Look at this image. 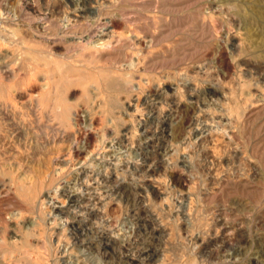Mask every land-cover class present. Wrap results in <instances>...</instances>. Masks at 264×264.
I'll return each mask as SVG.
<instances>
[{
    "label": "rangeland",
    "instance_id": "374dc122",
    "mask_svg": "<svg viewBox=\"0 0 264 264\" xmlns=\"http://www.w3.org/2000/svg\"><path fill=\"white\" fill-rule=\"evenodd\" d=\"M259 262L264 0H0V264Z\"/></svg>",
    "mask_w": 264,
    "mask_h": 264
},
{
    "label": "bare ground",
    "instance_id": "6f19581e",
    "mask_svg": "<svg viewBox=\"0 0 264 264\" xmlns=\"http://www.w3.org/2000/svg\"><path fill=\"white\" fill-rule=\"evenodd\" d=\"M98 1V0H97ZM102 1V0H101ZM107 2V1H106ZM107 5H110V4H107ZM156 5V4H155ZM114 7V6H113ZM204 7V6H203ZM101 8V7H100ZM205 8H206V6H205ZM208 8V7H207ZM206 8V9H207ZM96 9V8H95ZM209 9H210V7H209ZM209 9H207V10H209ZM201 10V9H200ZM211 10V9H210ZM203 12V11H202ZM201 12V13H202ZM208 12V11H207ZM211 12H213V11H211ZM105 14H106V12H105ZM202 15L203 14H201V19H203V25H200L201 27L202 26H204L205 27V23H207V21H209V23L210 24H208L207 25V29H208V32L209 33H211L212 35H214L215 33H216V27H217V23L215 24V21L214 20H216V18H215V14H213V13H210L209 15L208 14H206L205 12H204V15H203V18H202ZM100 16V15H99ZM118 17V16H117ZM124 19V18H123ZM125 20V19H124ZM50 21V20H49ZM79 21V20H78ZM99 21V20H98ZM202 21V20H201ZM217 21H219V20H216V22ZM94 25V24H93ZM198 26V25H197ZM100 27V26H99ZM102 27V26H101ZM106 27L107 28H109V29H111L110 30V32H112V33H114V32H116L115 31V29L117 28V27H119L118 26V22L115 20V18H109L107 21H106ZM64 28V27H63ZM120 28V27H119ZM206 28V27H205ZM202 29V28H201ZM223 29V28H222ZM151 30V29H150ZM60 31V30H59ZM154 31V30H153ZM47 32V31H46ZM63 32V31H62ZM106 32V31H105ZM137 32V31H136ZM206 32V31H205ZM227 32V31H226ZM131 33V32H130ZM58 34V33H57ZM116 34V33H115ZM118 34V33H117ZM126 34V33H125ZM139 34V33H138ZM158 34V33H157ZM68 35V34H67ZM121 35V34H120ZM95 36V35H94ZM115 36H113L112 38H111V40H109L108 42H110V43H113V38H114ZM123 37V36H122ZM145 37V36H144ZM143 37V38H144ZM150 37V36H149ZM214 36H212V38H213ZM62 38V37H61ZM158 38V37H157ZM220 38V37H219ZM224 38L226 39V40H224V41H221L220 40V42H221V47L219 48V49H221L220 50V58H219V61L223 64V65H225V66H229V62H228V60H227V58H226V56H225V53H224V49H225V47L223 46V45H225V44H227V43H233L234 42V38H232V34H231V32H227V33H225V36H224ZM115 39V38H114ZM155 38H154V36H153V39L152 40H150V43H152L153 42V40H154ZM130 41H132V40H130ZM135 44H137V46L138 47H140L139 49H141V48H145V46H147L148 47V43H147V41H146V39H142L141 37L139 38V37H137V38H135ZM118 42V41H117ZM147 43V44H146ZM103 44V43H102ZM103 45H105V44H103ZM115 45V44H114ZM110 46H112V45H110ZM93 47V46H92ZM115 46H113L112 48H114ZM123 47V46H122ZM137 47V48H138ZM151 47V45H149V48ZM90 48V47H89ZM88 48V49H89ZM87 49V48H86ZM87 49V50H88ZM92 49V48H91ZM119 49V48H118ZM138 49V50H139ZM97 50V49H96ZM95 50V51H96ZM107 50V49H106ZM29 51V50H28ZM98 51V50H97ZM110 51V50H109ZM133 51V50H132ZM102 52V51H101ZM103 53V52H102ZM98 54H99V52H98ZM218 54V53H217ZM102 55V54H101ZM104 55V54H103ZM139 55V54H138ZM105 56V55H104ZM108 56V55H107ZM101 57V56H100ZM103 57V56H102ZM137 57V56H136ZM206 57V56H205ZM134 58V57H133ZM201 58V57H200ZM199 58V59H200ZM217 58V57H216ZM127 59V58H126ZM202 59V58H201ZM217 60V59H216ZM204 61V60H203ZM202 61V62H203ZM134 62H135V60H134ZM200 62V61H199ZM214 62V61H213ZM131 64H132V62H130ZM254 64V63H253ZM137 65V64H136ZM140 65V64H139ZM197 65V64H196ZM215 65V64H214ZM122 67V66H121ZM181 67V66H180ZM185 67V66H184ZM200 67H202V66H200ZM230 67V66H229ZM14 70V69H13ZM96 71V70H95ZM108 71V70H107ZM183 71V70H182ZM215 71V70H214ZM120 72V71H119ZM221 72V71H220ZM213 73V72H212ZM128 74V73H127ZM133 74H134V72H133ZM208 74V73H207ZM106 75V74H105ZM135 75V74H134ZM123 76V75H122ZM132 76V75H131ZM46 77V76H45ZM94 77V76H93ZM129 77V76H128ZM210 77V76H209ZM126 78V77H125ZM124 78V79H125ZM130 78V77H129ZM107 79V78H106ZM180 79V78H179ZM189 79V78H188ZM108 80V79H107ZM106 80V81H107ZM130 80V79H129ZM110 81V80H109ZM111 82H113V81H111ZM123 82V81H122ZM130 82V81H129ZM177 82V81H176ZM220 82V81H219ZM100 83V82H99ZM126 83V82H125ZM128 83V82H127ZM102 84V83H101ZM100 84V85H101ZM57 85V84H56ZM115 84H107L106 85V88H104L105 86H99V84H98V87L100 88L101 87V89H103L104 88V90H107L108 88H110L111 90L113 89H116V87L114 86ZM181 85V84H180ZM222 85V84H221ZM46 86V85H45ZM57 87V86H56ZM108 87V88H107ZM239 87V86H238ZM47 88V87H46ZM118 88H119V86H118ZM117 88V92H119L120 93V90ZM233 89V88H232ZM48 90V89H47ZM104 90H103V92H104ZM111 90H109L108 89V91H111ZM122 90V89H121ZM180 91V90H179ZM234 91V90H233ZM116 92V93H117ZM123 92V91H122ZM122 92H121V94H122ZM110 93V92H109ZM118 93V94H119ZM105 94H107V93H105ZM230 94H232V93H230ZM234 95H235V93H233ZM233 94H232V96H233ZM108 95H110V94H108ZM115 95V94H114ZM257 95V94H256ZM228 96H229V94H228ZM114 97V96H113ZM109 98V97H108ZM183 98V97H182ZM229 98V97H228ZM231 98V97H230ZM235 98V97H234ZM125 99V98H124ZM168 99V98H167ZM237 99V98H236ZM235 99V100H236ZM109 100V99H108ZM114 100H115V98H114ZM117 100V99H116ZM119 100V99H118ZM126 100V99H125ZM247 100H249V99H247ZM127 101V100H126ZM122 102H124V101H122ZM169 102V101H168ZM236 102V101H235ZM127 103V102H126ZM129 103V102H128ZM127 103V104H128ZM252 103V102H251ZM119 104V103H118ZM246 104H247V102H246ZM126 105V104H125ZM129 105V104H128ZM99 106V105H98ZM130 106V105H129ZM57 107V106H56ZM229 107H231L230 105H229ZM232 108H233V106H232ZM244 109V108H243ZM51 110V109H50ZM54 110V109H53ZM229 110H231V109H228V112H229ZM234 109H232V111H233ZM236 110V109H235ZM61 111V110H60ZM249 111V110H248ZM59 112V111H58ZM57 112V113H58ZM209 112V111H208ZM66 113V112H65ZM231 113V112H230ZM60 114H62V113H60ZM69 114V113H68ZM197 114V113H196ZM200 114H202V113H200ZM231 114H233V113H231ZM199 115V114H198ZM65 116V115H64ZM215 116V115H214ZM61 117H63V115L61 116ZM66 118H67V121L70 119V121H69V123H71V120L73 119L72 117L70 118V116H68L67 114H66V116H65ZM90 117V116H89ZM235 117V116H234ZM237 117V116H236ZM210 120V119H209ZM214 120H215V118H214ZM62 121H63V119H62ZM217 121V120H216ZM64 122V121H63ZM193 122V121H192ZM215 122V121H214ZM218 122V121H217ZM189 123V122H188ZM207 124H210L209 122L207 123ZM212 124H213V121H212ZM215 124V123H214ZM223 124V123H222ZM183 125V124H182ZM199 126H200V124H198ZM202 126V125H201ZM225 126V125H224ZM197 127V126H196ZM226 127H228L227 125H226ZM230 127V126H229ZM199 127H197V129H198ZM202 128V127H201ZM196 129V128H195ZM210 129V128H209ZM187 130V129H186ZM217 130V129H216ZM225 130V129H224ZM180 131V130H179ZM200 131H201V129H200ZM211 131V130H210ZM181 132V131H180ZM224 132V131H223ZM189 133V132H188ZM199 133V132H198ZM82 134V133H81ZM206 134H208V133H206ZM219 134H220V131H219ZM212 135V134H211ZM224 136V135H223ZM182 137V136H181ZM188 137H189V135H188ZM207 137V136H206ZM214 137V136H213ZM213 137H211V138H213ZM218 137V136H217ZM201 138V137H200ZM187 139V138H186ZM214 139V138H213ZM212 139V140H213ZM90 140V139H89ZM178 140V139H177ZM192 140V139H191ZM183 142V141H182ZM186 143V142H185ZM187 143H188V141H187ZM218 144H219V142H217ZM180 144H181V142H180ZM189 144V143H188ZM217 145V144H216ZM225 145V144H224ZM179 146V145H178ZM184 147V146H183ZM176 148H178V147H176ZM185 148V147H184ZM206 148V147H205ZM215 148V147H214ZM219 148V147H218ZM181 148H179V150H180ZM185 149H187V148H185ZM214 150V149H213ZM180 151H182V149L180 150ZM215 151H217L216 150V148H215ZM73 152L75 153V154H77V155H79V154H81V152L79 151V149H77V148H74V150H73ZM170 152V151H169ZM175 152V151H174ZM214 152V151H213ZM218 152V151H217ZM189 153V152H188ZM192 153V152H191ZM219 154V153H218ZM93 155V154H92ZM174 155V154H173ZM190 155V154H189ZM212 155V154H211ZM215 156H218V155H216L215 154ZM170 157V156H169ZM212 157V156H211ZM174 158H176L175 156H174ZM215 158H218V157H215ZM214 158V159H215ZM184 159V158H183ZM189 159V158H188ZM199 159V158H198ZM211 159H213V157L211 158ZM210 159V160H211ZM156 160V159H155ZM169 160V159H168ZM180 160V159H179ZM221 160V159H220ZM219 160V161H220ZM77 161V160H76ZM207 161H208V159H207ZM214 161H216V159L214 160ZM197 162V161H196ZM212 162V161H211ZM47 164V163H46ZM218 164H219V162H218ZM51 165V163H49V165H48V167ZM217 165V164H216ZM214 166V165H213ZM218 167V166H217ZM217 167H216V169L215 170H217ZM63 168V167H62ZM214 168V167H213ZM129 169V168H128ZM213 170V169H212ZM209 171V170H208ZM199 172V171H198ZM208 174H209V172H208ZM166 175V174H165ZM188 179V178H187ZM37 181V180H36ZM41 182V181H40ZM39 182V183H40ZM42 184V183H41ZM157 185V184H156ZM39 187L38 188H35L36 190H34L33 191V189H32V192L30 193L29 192V194H27V195H25L24 197H25V200H27L28 202H30L34 207H36V197H37V194H38V191H40L39 189L41 188L42 189V185H38ZM160 185H158V187H159ZM36 187V186H35ZM156 188H157V186H155ZM161 187V186H160ZM160 187L158 188V190H160ZM25 188V187H24ZM155 188V189H156ZM4 189V188H3ZM26 189H28V187H26ZM25 189V190H26ZM31 190V189H30ZM195 190V189H194ZM192 192V191H191ZM190 192V193H191ZM160 195V194H159ZM49 197V196H48ZM106 198V197H105ZM54 199L55 198H53V197H49V200H50V202L52 201H54ZM170 205V204H169ZM142 210V209H141ZM189 210V209H188ZM88 212H89V210H88ZM91 213V212H90ZM187 213H188V215H190L191 213H190V210L189 211H187ZM190 213V214H189ZM192 213H193V211H192ZM168 215H172V214H168ZM193 215V214H192ZM153 217V216H152ZM86 218V217H85ZM226 218V217H225ZM229 218V217H228ZM168 219V218H167ZM167 219H165V220H167ZM181 219H182V217H181ZM155 221V220H154ZM175 221V220H174ZM173 221V222H174ZM170 222V221H169ZM176 222V221H175ZM157 223V222H156ZM168 223V222H167ZM166 223V224H167ZM184 223V222H183ZM242 223V222H241ZM164 224H165V222H164ZM214 224V223H213ZM212 224V225H213ZM216 224H218V223H216ZM174 225H175V223H174ZM234 225H236V223H234ZM158 226V225H157ZM168 226H170V225H168ZM166 227V226H165ZM214 227H216V226H214ZM176 228V227H175ZM168 229H169V227H168ZM172 229V228H171ZM177 229V228H176ZM176 229H173V230H176ZM170 230V229H169ZM210 230V229H209ZM212 230V229H211ZM218 230V229H217ZM223 230V229H222ZM236 230V229H235ZM158 231V230H157ZM162 231V230H161ZM168 231V230H167ZM171 231V230H170ZM177 231V230H176ZM213 231H215L214 229H213ZM159 232V231H158ZM165 232V231H164ZM218 232H219V230H218ZM163 233V232H162ZM171 233H173V235H178V232L175 234L173 231L171 232ZM170 233V234H171ZM223 233L226 235V236H228V235H230L228 232H227V230H225V231H223ZM232 233V232H231ZM234 233V232H233ZM209 234V233H208ZM211 234V233H210ZM213 234V233H212ZM234 235V234H233ZM156 236V235H155ZM171 237H172V234L170 235ZM183 236V235H182ZM211 236V235H210ZM213 236V235H212ZM217 236H218V234H217ZM221 236H222V234H221ZM173 238V237H172ZM217 238V237H216ZM207 239V238H206ZM218 239H220V238H218ZM169 240V239H168ZM173 240V239H172ZM225 240V239H224ZM227 240V239H226ZM226 240L224 241V242H226ZM230 240H232L231 238H230ZM215 241V240H214ZM195 242V241H194ZM197 242V241H196ZM221 242H223V241H221ZM234 242V241H233ZM198 243V242H197ZM203 243V242H202ZM227 243V242H226ZM207 244H208V242H207ZM230 244V243H229ZM209 245H210V243H209ZM232 245H233V243H232ZM211 246H212V244H211ZM210 246V247H211ZM146 248V247H145ZM225 248V247H224ZM143 249H144V247H143ZM213 249V248H212ZM211 249V250H212ZM216 249H218V248H216ZM220 249V248H219ZM201 251V250H200ZM214 251V250H213ZM213 251H211V252H213ZM197 252V251H196ZM199 253V252H198ZM217 253V252H216ZM215 253V254H216ZM221 253V252H220ZM219 253V254H220ZM156 254V253H155ZM154 254V255H155ZM219 254H216V255H218L219 256ZM146 255V254H145ZM159 255V254H158ZM156 256V255H155ZM258 256V255H257ZM256 256V257H257ZM141 258V257H140ZM144 258V257H143ZM232 259V258H231ZM196 260H198V259H196ZM258 260V259H257ZM135 261V260H134ZM211 261V260H210ZM209 261V262H210ZM231 261V260H230ZM227 263H228V261H227ZM257 264H264V262H259V263H257Z\"/></svg>",
    "mask_w": 264,
    "mask_h": 264
}]
</instances>
